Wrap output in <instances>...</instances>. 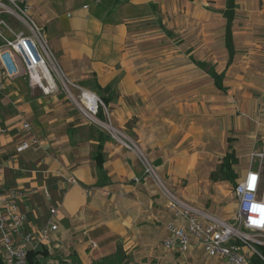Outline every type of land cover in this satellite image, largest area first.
I'll return each mask as SVG.
<instances>
[{
  "label": "crops",
  "instance_id": "1",
  "mask_svg": "<svg viewBox=\"0 0 264 264\" xmlns=\"http://www.w3.org/2000/svg\"><path fill=\"white\" fill-rule=\"evenodd\" d=\"M27 2L30 15L43 28L61 65L71 74L77 69L85 74L83 77L95 74L101 87L111 85L112 90L118 93L120 111L124 114H132V107L127 105L126 98L147 100L152 92L149 85L154 82V77H159L154 73L143 76L132 68L134 47L128 38L144 35L146 31L139 29L146 26V20L159 21L163 18L164 23L166 13L177 12L182 17L191 10V15L200 21L212 15L225 20L223 34L229 36L230 42L225 37L222 48L229 58L242 54L246 71L252 73L256 80L264 79V0H210L207 6L206 0ZM135 47L137 50V45ZM142 47L139 46L140 49ZM189 55L190 52H187ZM188 61L191 62L190 59ZM198 63L205 77L206 67H201L205 63ZM22 79L23 75L5 81L0 91V178L5 187L26 189L45 185L50 192L49 198L44 197L41 190L25 197L30 208L26 228L36 230L45 224L48 206L56 204L59 206L58 227L50 238L56 237L59 230L67 229L66 224L83 219L85 212L93 211L100 216L96 225L116 235L122 241L124 250L133 254L145 251L147 260H153L154 264H221L218 259L206 256L197 245H192L185 253L164 249L169 254L161 256L159 251L154 252L153 248H159V243L162 244L168 235L166 225L173 221V217L163 206L162 210L156 208L155 205L161 204L159 196L158 202L154 199L142 203L144 197L154 190H148L146 176L133 167L131 154L122 144L105 136H102V147L98 151L97 135L81 134L82 126L86 124L76 123L72 117L60 118L59 108L49 104L56 100L52 96L54 93L35 95L31 91H21ZM147 107V104H142L133 112L135 116H141L135 131L140 134L141 145L146 150L149 139L144 141V131L147 130L149 136L151 129L146 127L148 125L142 116L147 113ZM137 112H140L139 115ZM24 120L33 124L32 134L41 145L17 153L16 146L22 139L17 128ZM259 150V153H264V144ZM239 152L240 156L234 151L235 157L250 156V162L251 154L258 151L252 147L240 148ZM151 153L148 151L150 156ZM152 160L155 162V159ZM244 174L245 171L240 177ZM68 178H74L78 183L72 184ZM99 203L106 205L100 207ZM159 233L164 234L162 240L155 239ZM90 241L97 243L90 238L88 244ZM147 245H150L148 250L145 248ZM81 248L73 251L82 263L86 259L91 264L93 249L86 246L89 251L84 252V247ZM102 255L92 256L95 259Z\"/></svg>",
  "mask_w": 264,
  "mask_h": 264
},
{
  "label": "rangeland",
  "instance_id": "2",
  "mask_svg": "<svg viewBox=\"0 0 264 264\" xmlns=\"http://www.w3.org/2000/svg\"><path fill=\"white\" fill-rule=\"evenodd\" d=\"M161 19L144 21L146 26L139 29L141 32L146 31L144 35L128 38L134 47L132 68L137 73H143V76L151 73L156 77L159 75L149 85L152 92L148 94L147 100L126 98L127 105L132 107L131 115L120 111L118 93L112 90V102L106 108L105 121L101 125L90 122L78 110V102L82 89L100 96L95 88V84H98L95 74L83 77L85 74L78 69L69 73L52 49L60 68L71 82L67 84L75 99L58 82L59 90L52 95L56 100L49 104L59 108L60 118L72 117L74 122L86 124L82 126L83 136L88 133L100 134L122 144L132 156L133 167L146 176L148 190H154L144 197L143 204L154 199L158 202L159 196L161 204L155 205L156 208L162 210L164 207L169 213L167 196L174 195L207 213L228 218L236 211L234 186L241 178L240 174L246 171L250 159V156L239 157V150L254 147V151L259 152L264 144V79L256 80L252 73L246 71L242 54L229 58L222 48L223 40L227 37L223 34L225 20L221 21L217 15L200 21L191 15L190 10L182 17L177 12L171 15L166 13L164 23ZM9 21L14 29L24 28L23 22L15 19ZM136 38L139 41H135ZM141 45L143 47L140 49ZM187 52H190L189 56ZM200 61L205 63L201 65L202 68L206 67L205 77L198 68ZM23 77L21 91H31L35 95L42 93L40 89L30 87L25 75ZM142 104L148 106L145 108L147 113L142 116L148 125L146 127L151 129L149 136L147 130L144 131V141L149 139L148 150L141 145L140 134L135 131L136 122L141 116L140 112H137L139 116L133 112ZM30 125L32 128L33 124ZM123 143L129 144L131 148ZM148 151L153 154L150 156ZM234 151L238 157H235ZM145 158L151 165L149 173L144 170ZM223 167L228 179H209L211 171L215 177H221L223 173L220 169ZM262 171L264 173V161ZM105 205L98 204L100 207ZM92 212H85L83 219L66 224L67 229L59 230L57 238L51 236L50 243L42 246L46 248L48 258L38 257L42 264H57L58 259L82 246L84 252H88L89 248L85 247L89 246L90 238L97 241V246L92 248L94 256L112 253L116 246H122V241L116 235L96 225L100 216ZM92 226L94 228L87 231ZM156 238L162 240L164 234L159 233L155 235ZM145 248L150 249V245ZM153 250L159 251L161 256L169 254L161 242L159 248ZM125 252L129 256V264H154L153 260H147L145 251L135 254ZM92 255L91 264L101 257L94 259ZM82 264H88L87 260L84 259Z\"/></svg>",
  "mask_w": 264,
  "mask_h": 264
},
{
  "label": "built area",
  "instance_id": "3",
  "mask_svg": "<svg viewBox=\"0 0 264 264\" xmlns=\"http://www.w3.org/2000/svg\"><path fill=\"white\" fill-rule=\"evenodd\" d=\"M209 1L206 0V6ZM9 19L23 22L24 28L14 29ZM0 41V91L5 81L25 75L28 85L45 95L56 93L58 82H61L64 90L75 99L67 84L71 82L60 68L45 33L29 13L27 0H0ZM92 95L93 104L87 106L81 97L78 110L90 122L101 125L105 120L99 118L98 108H102L104 116L107 109L100 96L94 92ZM17 132L22 135L15 149L17 153L40 147L41 142L32 134L28 121H21ZM123 144L131 148L129 144ZM144 161V170L149 173L151 165L146 158ZM263 161L264 153L251 154L244 176L234 186L236 211L228 218L207 213L179 197L168 195L166 207L173 221L166 225L168 235L162 241L163 248L185 253L192 245H197L206 256L218 259L221 264H253L252 257L264 264ZM68 181L78 183L74 178H68ZM36 190H41L44 197H50L45 185L26 189L5 187L0 178L1 264H28L27 251L45 246L50 242V234L57 230L59 206L56 204L48 206L45 224L36 230L26 228L30 208L24 199ZM96 246L94 241L89 242L90 248Z\"/></svg>",
  "mask_w": 264,
  "mask_h": 264
},
{
  "label": "trees",
  "instance_id": "4",
  "mask_svg": "<svg viewBox=\"0 0 264 264\" xmlns=\"http://www.w3.org/2000/svg\"><path fill=\"white\" fill-rule=\"evenodd\" d=\"M226 41L230 42L229 36L226 37ZM95 88L100 94V98L102 99L104 105L106 108H108V105L112 102V89L109 85H106L104 87L99 86L98 84H95ZM114 91V90H113ZM98 116L101 120H105V116L103 114V110L101 107L98 108ZM104 137V136H103ZM102 136L100 134H97V140L99 141V144L96 146V149L98 151L101 150L102 147ZM220 171H222L223 175L221 177H215L214 172L211 171L209 173V179L213 181H223L228 179L226 175H224L225 168H221ZM46 248H36V249H29L27 251V262L28 264H42V262L38 259V257H42L43 259L48 258ZM129 256L125 252V250L122 248L121 245L116 246L115 250L112 253L106 254L104 256L99 257L96 259L93 264H129ZM253 264H263L258 258L252 257ZM1 264V260H0ZM57 264H82L81 260L79 259L78 255L72 251L69 252L65 257L58 259Z\"/></svg>",
  "mask_w": 264,
  "mask_h": 264
},
{
  "label": "bare ground",
  "instance_id": "5",
  "mask_svg": "<svg viewBox=\"0 0 264 264\" xmlns=\"http://www.w3.org/2000/svg\"><path fill=\"white\" fill-rule=\"evenodd\" d=\"M81 97H82L83 102L87 106H91L93 104L94 98H93L91 91L87 89H83Z\"/></svg>",
  "mask_w": 264,
  "mask_h": 264
},
{
  "label": "snow or ice",
  "instance_id": "6",
  "mask_svg": "<svg viewBox=\"0 0 264 264\" xmlns=\"http://www.w3.org/2000/svg\"><path fill=\"white\" fill-rule=\"evenodd\" d=\"M252 179H255L254 177Z\"/></svg>",
  "mask_w": 264,
  "mask_h": 264
}]
</instances>
